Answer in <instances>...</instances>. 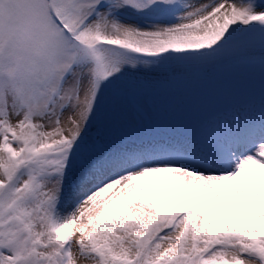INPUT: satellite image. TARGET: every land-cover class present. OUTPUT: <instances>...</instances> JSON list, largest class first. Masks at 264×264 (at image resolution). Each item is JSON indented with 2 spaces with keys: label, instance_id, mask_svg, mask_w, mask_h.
<instances>
[{
  "label": "snow or ice",
  "instance_id": "1",
  "mask_svg": "<svg viewBox=\"0 0 264 264\" xmlns=\"http://www.w3.org/2000/svg\"><path fill=\"white\" fill-rule=\"evenodd\" d=\"M0 264H264V0H0Z\"/></svg>",
  "mask_w": 264,
  "mask_h": 264
},
{
  "label": "rangeland",
  "instance_id": "2",
  "mask_svg": "<svg viewBox=\"0 0 264 264\" xmlns=\"http://www.w3.org/2000/svg\"><path fill=\"white\" fill-rule=\"evenodd\" d=\"M223 70L226 71V69H223ZM141 107L143 108V110H144V112H145L146 114H150L149 106H148L146 103L143 104Z\"/></svg>",
  "mask_w": 264,
  "mask_h": 264
}]
</instances>
